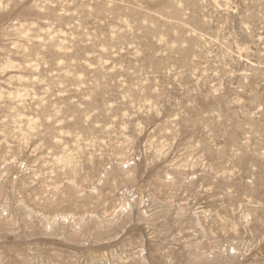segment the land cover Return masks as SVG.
<instances>
[{
	"label": "rangeland",
	"instance_id": "1",
	"mask_svg": "<svg viewBox=\"0 0 264 264\" xmlns=\"http://www.w3.org/2000/svg\"><path fill=\"white\" fill-rule=\"evenodd\" d=\"M0 264H264V0H0Z\"/></svg>",
	"mask_w": 264,
	"mask_h": 264
}]
</instances>
